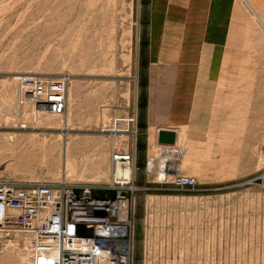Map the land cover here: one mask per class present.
I'll return each mask as SVG.
<instances>
[{
    "label": "rangeland",
    "instance_id": "obj_1",
    "mask_svg": "<svg viewBox=\"0 0 264 264\" xmlns=\"http://www.w3.org/2000/svg\"><path fill=\"white\" fill-rule=\"evenodd\" d=\"M149 4L0 0V152L8 159L27 155L34 147L39 157L27 170L20 160L12 169L0 161L1 178L22 188L66 182L109 189L112 157L124 148L135 161L134 264H264V0H232L229 38L213 39L220 47L226 45L224 56L216 54L220 57L215 63H222L219 74L213 73L211 48L215 105L192 109L184 125L148 131L141 127V116L149 61ZM226 14L227 8L219 4L213 18L218 21ZM22 75L68 79L65 112L52 120L39 116L40 128H31L23 117L18 119L20 127L8 126L19 110L25 117L36 115L32 106L20 101ZM201 92L210 95L207 89ZM128 119L135 120L130 127ZM163 131L175 135L174 145L159 144ZM43 136L52 150L43 144ZM59 136L70 138L73 146L83 142H78L80 151H74L78 158L68 176L64 165L42 160L52 152L59 156ZM176 145L183 147L182 154L164 168L167 180L161 181L166 148ZM74 152L70 149L71 155ZM101 152L108 168L99 173L96 161ZM151 161L155 169L150 172ZM176 176L195 178L196 189L173 184ZM6 241H0V264H6L7 246L15 248L14 258L23 248Z\"/></svg>",
    "mask_w": 264,
    "mask_h": 264
},
{
    "label": "built area",
    "instance_id": "obj_2",
    "mask_svg": "<svg viewBox=\"0 0 264 264\" xmlns=\"http://www.w3.org/2000/svg\"><path fill=\"white\" fill-rule=\"evenodd\" d=\"M18 83L21 103L32 106L35 114L65 112L68 79L22 75ZM128 120L129 127L135 123ZM117 126L122 127L120 122ZM133 162L132 154H116L113 176ZM132 183L124 178L101 190L66 182L22 188L3 181L0 172V241L17 231L31 238L33 264H134L137 215ZM172 183L187 190L198 185L195 178L182 176Z\"/></svg>",
    "mask_w": 264,
    "mask_h": 264
},
{
    "label": "crops",
    "instance_id": "obj_3",
    "mask_svg": "<svg viewBox=\"0 0 264 264\" xmlns=\"http://www.w3.org/2000/svg\"><path fill=\"white\" fill-rule=\"evenodd\" d=\"M149 2V61L141 127L166 130L184 125L191 119L192 109L202 111L206 104L215 105L211 97V48L213 73L219 74L222 63L215 62L226 54V45L220 47L213 39L220 35L229 38L233 4L232 0ZM217 2L228 10L218 21L213 18ZM202 89L210 95L205 96Z\"/></svg>",
    "mask_w": 264,
    "mask_h": 264
},
{
    "label": "bare ground",
    "instance_id": "obj_4",
    "mask_svg": "<svg viewBox=\"0 0 264 264\" xmlns=\"http://www.w3.org/2000/svg\"><path fill=\"white\" fill-rule=\"evenodd\" d=\"M257 19H258V17H257ZM262 25H263V28H264V22H263V20H262ZM169 26V25H168ZM169 28V27H168ZM82 31V30H81ZM164 33V32H163ZM263 36V35H262ZM217 40V39H216ZM220 40H222V39H219V41ZM224 42V41H223ZM222 42V43H223ZM167 44V43H166ZM96 46V45H95ZM78 47H80V46H78ZM76 48V47H75ZM82 48V47H81ZM88 49V48H87ZM86 49V50H87ZM56 60V59H55ZM54 61V60H53ZM113 66V65H112ZM93 68V67H92ZM75 75V74H74ZM33 108V107H32ZM34 110V109H33ZM34 113H35V111H34ZM23 113L21 112L20 113V110L19 111H17V112H15V118H17V119H10L9 120V123H8V126H10V127H12L13 129H16V127H20L19 126V120L18 119H20L21 117H23L24 118V120L26 121V122H24V123H29V122H31L30 124H28L29 126L31 125V128H37V127H39L40 125H39V116H44V115H38V114H36L35 115V117H34V115H32V116H30V117H25V116H23L22 115ZM38 115V116H37ZM33 117V118H32ZM38 117V118H37ZM46 117H48L47 119H49V120H52V119H54V118H57V117H59V116H55V115H53V116H46ZM38 119V120H37ZM37 121V122H36ZM24 126V125H23ZM70 126V125H69ZM40 127H42V126H40ZM39 127V128H40ZM164 132V131H163ZM179 133V132H178ZM169 134L170 135H172L173 133L172 132H169ZM135 135V134H134ZM180 135H182V134H180ZM176 136H177V134H176ZM32 137H34V136H32ZM180 137V136H179ZM35 138L36 137H34V140H35ZM183 138V137H182ZM58 139V138H57ZM69 139L70 138H68L67 136H59V141H63L62 142V144H61V146H62V151L60 152V154H59V156L57 157L56 155H54L53 153L54 152H52V154H50L49 153V155H45V156H43L42 157V160L44 161V162H52V161H56L55 163H59L60 165H59V167L61 166V164L62 165H64L65 167L63 168V174H65V175H69L70 174V172L72 171V170H70V165H71V163H74V161H77L76 159L78 158L77 156H76V153H77V151H75V150H79V147H78V142H82V140H77L78 142H77V145H71V143L72 142H70L69 141ZM184 139V138H183ZM31 140H32V138H31ZM53 141V140H52ZM51 141V142H52ZM84 141V140H83ZM74 142V141H73ZM182 142V141H181ZM4 143V142H3ZM70 143V144H69ZM83 143V142H82ZM43 144L47 147L49 144L47 143V141H46V136H43ZM73 144V143H72ZM50 146V148H51V150L53 149V147L51 146V145H49ZM55 146V145H54ZM86 146V145H85ZM126 146V145H125ZM177 146V145H176ZM180 146V145H179ZM72 147H73V149H72ZM84 148V147H83ZM45 148L44 147H42V150L43 151H46V150H44ZM70 149H71V151H75L74 152V154L73 155H71L70 154ZM107 149V148H106ZM121 149V148H120ZM182 149H183V147H175V149H172V148H166V156H165V160L164 161H162V168H160L159 166H158V168H160V172H159V180H161V181H163V179L167 176V174H166V172H164V168H169V165L171 164V163H176V158H178V156L179 155H181L182 154ZM32 150V151H31ZM30 151L31 152H29L27 155H23V156H19V157H15V156H13V157H10V158H8V159H6V157H5V154H3V158H2V155H1V152H0V161H2L1 163H3V164H5V168H8V169H12L13 167H15L16 166V164L14 163V161H16V160H20L21 162H19V164H20V167L22 166V167H24L26 170L28 169V168H30V164H32V162H35L36 160H38L39 159V157L37 156V152H36V150H35V148L34 147H32V149H31ZM58 150V149H57ZM126 149H124V148H122L121 149V151L120 152H118V153H120L123 157L124 156H126L128 153H126V151H125ZM49 151V150H48ZM80 151V150H79ZM100 151H102V150H100ZM106 151V150H105ZM84 152V151H83ZM98 153H99V151H98ZM117 153V155H120V154H118ZM97 156V155H96ZM115 156H116V154L115 155H113V157H112V166H113V171H114V167H115ZM77 157V158H76ZM84 157V156H83ZM103 157H105V155H104V153L103 152H101L100 154H98V160L96 161L97 163H96V166H97V172H99V173H101L100 171H106V169L108 168L107 167V165H108V162H107V160H105ZM106 158V157H105ZM6 159V161H4ZM73 161V162H72ZM83 161V160H82ZM23 162H28L27 163V165L25 164V163H23ZM95 162V161H94ZM0 163V164H1ZM7 163V164H6ZM82 163V162H81ZM93 163V162H92ZM94 164V163H93ZM92 164V165H93ZM18 166V165H17ZM73 166V165H72ZM77 166H80V165H77ZM89 166V165H88ZM134 162H133V167H130V168H128V169H126L125 171H120L119 173H118V175H116L117 177H115V176H113L114 174H113V171H112V176H111V179L109 178L110 177V175H109V177H107L108 178V180H106V182H109V183H111L112 184V186H114L115 184H117V183H119L120 182V180L122 179H124V178H127V179H131V180H133L134 179V175H133V173H134ZM19 167V168H20ZM63 167V166H62ZM76 167V166H75ZM81 167L82 166H80V169H81ZM72 168H74V167H72ZM86 168V167H85ZM25 169H22L21 168V170H25ZM75 169V168H74ZM87 169V168H86ZM111 169V168H110ZM153 169H155V167H154V165H153V162L151 161L150 163H148V171H152ZM60 169H58V171H59ZM62 170V169H61ZM93 170V169H92ZM55 172H56V170H55ZM61 172V171H60ZM76 172V171H75ZM72 173H73V171H72ZM98 173V174H99ZM52 174V173H51ZM107 174V173H106ZM74 176H77V175H74ZM73 177V176H72ZM71 177V178H72ZM83 177V176H82ZM69 178V177H68ZM103 178V177H102ZM170 178H171V176H170ZM101 180V179H100ZM101 182H102V180H101ZM46 184H50V183H46ZM35 185H39V184H28V185H24V186H35ZM15 234L14 235H11V237L9 238V239H7V243L8 242H15L16 244L15 245H22L23 246V248L20 250L21 252H20V255L18 256V257H16V258H14L15 256L13 255V250H15V248H12V245H10V246H7V248H5L4 250H3V253H5V256H3V257H5V263L6 264H33V262L31 261V253H32V248H31V243H32V241H31V238H29V237H27V236H25V235H23V234H21L20 232H14ZM14 245V246H15ZM5 246V247H6ZM13 246V247H14ZM18 247V246H17ZM12 254V255H11Z\"/></svg>",
    "mask_w": 264,
    "mask_h": 264
},
{
    "label": "water",
    "instance_id": "obj_5",
    "mask_svg": "<svg viewBox=\"0 0 264 264\" xmlns=\"http://www.w3.org/2000/svg\"><path fill=\"white\" fill-rule=\"evenodd\" d=\"M160 135H161V138H160L161 141H159L160 145H165V144L174 145L175 144V135H170L169 133H166V132H161Z\"/></svg>",
    "mask_w": 264,
    "mask_h": 264
}]
</instances>
